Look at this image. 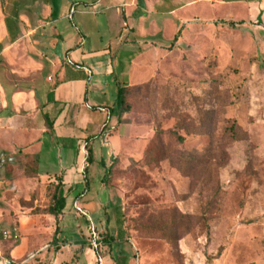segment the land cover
Segmentation results:
<instances>
[{"label":"rangeland","instance_id":"374dc122","mask_svg":"<svg viewBox=\"0 0 264 264\" xmlns=\"http://www.w3.org/2000/svg\"><path fill=\"white\" fill-rule=\"evenodd\" d=\"M49 1L4 0L2 7L16 28L18 15L41 12ZM64 1L75 11L61 25L100 50L102 72L113 58L115 72L104 71L106 85L99 95L91 90V101L119 103L117 76L132 75L121 109L136 134L119 153L99 149L85 175L82 210L76 190L65 186L70 204L58 217L50 212L64 174L52 156L23 148L9 155L0 143V241L21 225L32 245L24 260L39 264L62 260L59 252L64 264H87L94 255L101 264L264 261V0L210 19L202 14L182 30L150 31L146 39L127 31L109 0ZM122 34L131 46L117 61ZM92 143L101 148L98 136ZM61 154L74 162L73 153ZM2 257L8 261L6 252Z\"/></svg>","mask_w":264,"mask_h":264},{"label":"crops","instance_id":"0c3cea01","mask_svg":"<svg viewBox=\"0 0 264 264\" xmlns=\"http://www.w3.org/2000/svg\"><path fill=\"white\" fill-rule=\"evenodd\" d=\"M15 1L11 0L12 6ZM50 1L41 12L32 8L31 13L18 15L20 24L16 28L12 25L14 17L4 15V1L3 4L0 1V69L4 80L3 86L0 84L3 97L0 113L3 140L0 143L9 155L16 154L22 148L23 152L38 149L43 154H50L58 172L64 174L66 190H76L79 197L74 203L82 210L80 202L85 199V175L92 166L87 162V140L93 136L101 140V148L92 143L96 161V153L103 146L110 148L109 155L119 153L123 144L131 140L136 132L129 115L122 112L117 99L113 98L110 104H101L92 102L90 98L93 89L95 95L102 93L101 87L106 82H101L99 78L104 71L106 77L115 72L113 58H109V64L102 72L100 50L88 48L86 37L78 39V35L82 34L79 29L78 34L77 29L61 25L64 20L72 19L74 7L61 0L57 17L54 18ZM250 4L252 2L249 0H109V5L124 15L127 31L132 35L138 31L143 39L152 34L150 31L182 30L186 25L201 20L202 14L209 15L207 17L210 19L215 16L212 14L214 11L246 8ZM41 18L46 20L45 24H41ZM123 36L119 39L121 48L116 60L131 46L122 43ZM175 40L179 45L184 38L178 33ZM144 41L147 40L140 43ZM115 84L118 90L130 87L134 84L132 75L121 71ZM96 114L100 120L93 118ZM46 117L54 125L52 131H48ZM55 152L60 154L56 157ZM64 152L73 153L74 162L71 165L60 160ZM69 204L67 199L66 209ZM83 210L82 215L90 218V212L86 208ZM12 218L15 223L21 221L20 216L14 215ZM3 234L6 239L0 241V258L3 259L6 252V259L11 258L15 263L39 264L34 258L24 260L32 245L21 225L16 224L14 230H6ZM58 254L63 259L56 258L51 264L65 263L66 253ZM87 264L101 263L94 255ZM249 264H264V261Z\"/></svg>","mask_w":264,"mask_h":264},{"label":"trees","instance_id":"16d2710c","mask_svg":"<svg viewBox=\"0 0 264 264\" xmlns=\"http://www.w3.org/2000/svg\"><path fill=\"white\" fill-rule=\"evenodd\" d=\"M1 3L3 4L4 0H0ZM52 7H53V17H57V9L60 7V0H51L50 1ZM124 102V91L122 90L121 94H120V99H119V104L122 105ZM46 123H47V127H48V131H52L53 130V123L50 122L49 117H46ZM94 138L96 137H91L90 139H88L87 144H86V150L88 151V156H87V162L88 163H92L94 158H93V151L92 148L88 146L89 141H92ZM180 142H182L184 139L182 137H179ZM87 174V171H86ZM88 180H87V176H86V186L88 185ZM67 207V195L65 192V185L63 182H60L57 187H56V192H55V204L53 209L51 210L50 214L54 215L55 217H58L59 215H61L63 213V211L66 209ZM183 218H187L188 215H182ZM96 253L99 256L98 251H96ZM221 254V251L218 253V255ZM214 260V258H209L208 261L209 263H212ZM8 261L10 262V264H19V263H15L11 258H8Z\"/></svg>","mask_w":264,"mask_h":264},{"label":"built area","instance_id":"2783aa9c","mask_svg":"<svg viewBox=\"0 0 264 264\" xmlns=\"http://www.w3.org/2000/svg\"><path fill=\"white\" fill-rule=\"evenodd\" d=\"M2 107H3V97H2V95L0 93V113H1Z\"/></svg>","mask_w":264,"mask_h":264},{"label":"water","instance_id":"95a60500","mask_svg":"<svg viewBox=\"0 0 264 264\" xmlns=\"http://www.w3.org/2000/svg\"><path fill=\"white\" fill-rule=\"evenodd\" d=\"M0 264H10V262L9 261L0 260Z\"/></svg>","mask_w":264,"mask_h":264}]
</instances>
